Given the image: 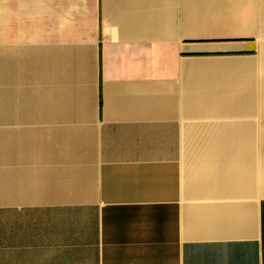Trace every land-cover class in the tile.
I'll return each instance as SVG.
<instances>
[{
    "label": "crops",
    "instance_id": "obj_1",
    "mask_svg": "<svg viewBox=\"0 0 264 264\" xmlns=\"http://www.w3.org/2000/svg\"><path fill=\"white\" fill-rule=\"evenodd\" d=\"M0 264H264V0H0Z\"/></svg>",
    "mask_w": 264,
    "mask_h": 264
}]
</instances>
